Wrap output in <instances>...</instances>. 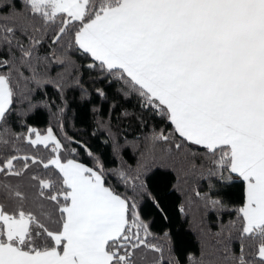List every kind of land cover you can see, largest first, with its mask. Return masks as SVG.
<instances>
[{"label": "snow or ice", "instance_id": "obj_1", "mask_svg": "<svg viewBox=\"0 0 264 264\" xmlns=\"http://www.w3.org/2000/svg\"><path fill=\"white\" fill-rule=\"evenodd\" d=\"M84 69L114 86L109 114L135 99L137 111L120 113L149 129L142 150L132 145L135 167L118 142L119 163L106 167L69 136L64 107L53 113L59 131L28 123L50 110L36 101L48 86L62 101L70 88L87 95ZM96 125L111 132L110 119ZM174 158L200 178L241 184L232 208L196 192L235 218L221 225L217 253L189 264H264V0H0V264H180L141 212L150 202L166 218L146 177Z\"/></svg>", "mask_w": 264, "mask_h": 264}, {"label": "trees", "instance_id": "obj_2", "mask_svg": "<svg viewBox=\"0 0 264 264\" xmlns=\"http://www.w3.org/2000/svg\"><path fill=\"white\" fill-rule=\"evenodd\" d=\"M57 71L60 69H54L52 75L55 76ZM81 84L87 90V95L81 98V88H70L65 90L63 101L55 88L48 86L47 94L44 95L42 92L36 97V101L41 99L47 101L50 110L37 108L27 117L28 123L38 130L46 129L51 123L54 130L59 131L57 117H54L53 113L57 112L58 107H64V112L59 114L58 119L64 123L69 136L86 142L103 160L106 167H116L119 163L113 155L114 142H118L123 161L135 167L139 151H134L132 145L139 143L142 150L143 134L149 129L141 128L136 121L126 119L120 114L125 108L137 111L135 99L117 100L118 107L109 114V108L113 103L114 86L109 87L106 82L100 80L93 82L87 69L83 70ZM97 88L107 91V100H102L96 94ZM93 108L100 109L99 113L93 112ZM98 118L111 120V132L97 127ZM153 123L159 126V121L156 120L150 122L149 128ZM80 158L88 162L83 152ZM146 179L167 211L165 218L155 211L149 202L142 207V215L150 223L154 233L168 234L167 243L172 256L179 260L180 264H189V255L197 260L202 258V254L205 258L214 256L220 247L217 243L220 240L217 233L220 232L222 224H227L229 220L235 218V213H218L210 207L206 208L204 201L196 192H200L202 196L208 193L211 198L221 197L230 202L229 207L232 208L237 206L239 201L240 182L236 180L228 187H224L215 177L200 178L198 173L189 172L187 166L175 158L153 167ZM210 183L216 187L210 190ZM181 207L184 211L180 210ZM233 248L238 252V242H233Z\"/></svg>", "mask_w": 264, "mask_h": 264}]
</instances>
